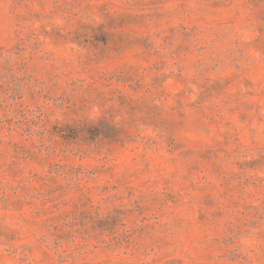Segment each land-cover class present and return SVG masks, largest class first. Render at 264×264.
<instances>
[{"label": "rangeland", "instance_id": "obj_1", "mask_svg": "<svg viewBox=\"0 0 264 264\" xmlns=\"http://www.w3.org/2000/svg\"><path fill=\"white\" fill-rule=\"evenodd\" d=\"M0 264H264V0H0Z\"/></svg>", "mask_w": 264, "mask_h": 264}]
</instances>
